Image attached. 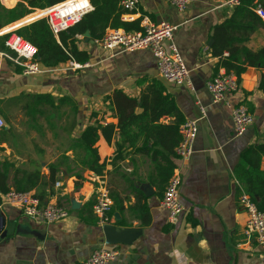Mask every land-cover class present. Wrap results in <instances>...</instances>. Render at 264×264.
Here are the masks:
<instances>
[{
    "label": "crops",
    "instance_id": "crops-1",
    "mask_svg": "<svg viewBox=\"0 0 264 264\" xmlns=\"http://www.w3.org/2000/svg\"><path fill=\"white\" fill-rule=\"evenodd\" d=\"M234 10L235 7L218 0H192L184 12L167 0H140L137 7L140 17L135 22H126L138 24L141 29V17L147 16L154 22L166 21L177 26L174 41L191 71L195 90L165 81L151 51H118L108 55L99 45L91 43L97 40L91 34L79 35L77 42L79 50L90 54L87 63L91 65L76 70L71 68L72 61L48 69L39 61L44 71L26 75L23 67L7 56L15 54L0 52V101L17 102L19 109L32 117L43 115L49 108L59 109L72 122L67 127L66 121L61 131L72 138H78L88 125L116 126L111 144L102 134L97 143L101 160L106 161L102 175L89 168L81 174L71 173L57 159L66 155L71 162L79 164V148L51 149L49 139L54 136L51 130L35 129L31 138L25 139L31 140L35 147L34 158L27 151L18 155L8 144L7 125L0 130V150L9 159L16 158L15 164L9 162L10 185L17 168L37 169L48 178L51 165L60 163L56 182L61 181L62 186L56 187V182L47 186L45 199L70 210L65 221L40 222L25 216L16 206L3 204L1 195L0 215L6 223L0 233V264H84L101 247L119 251L111 264H264L263 247L253 239L248 240L245 234L248 214L240 203L245 189L235 172L245 152L250 150L247 165L254 172L253 183L264 185V90L259 88L264 68L247 67L239 77L240 89L230 95L231 102L245 104L254 117L242 135L235 134L231 108L214 103L207 89L208 80L225 69L218 65L221 56L215 53L216 27L229 19ZM40 13L23 22L35 20L42 16ZM2 30L0 34L5 29ZM245 45L253 51L263 48L264 26L257 28ZM228 55L225 50L223 56ZM156 79L164 83L185 120L200 118L193 155L188 160L173 158L183 176L180 200L184 211L177 224L169 222L168 211L162 206L166 185L156 163L146 151L140 150L144 137L136 146L128 145L124 158L116 161L119 118L110 96L120 90L140 99ZM35 94H50L57 107L45 100L34 103L31 97ZM20 95L24 96L17 98ZM65 96L73 102L59 103ZM199 103L206 109L203 118ZM138 111H141L139 107ZM174 119L175 116H164L161 122ZM102 180L110 187L113 199L112 217L105 225L119 230L117 235L125 242L107 244L105 225L93 213L95 192ZM255 198L257 202L260 200L259 195Z\"/></svg>",
    "mask_w": 264,
    "mask_h": 264
},
{
    "label": "trees",
    "instance_id": "trees-1",
    "mask_svg": "<svg viewBox=\"0 0 264 264\" xmlns=\"http://www.w3.org/2000/svg\"><path fill=\"white\" fill-rule=\"evenodd\" d=\"M16 1L5 0L10 6H13ZM62 1L64 0H21L13 8H6L0 3V30L8 25H10L8 27L17 25L39 10H44L46 7ZM91 2L95 10L87 14L76 25L62 31L58 37L44 18L20 27L17 33L37 47V58L48 69L68 61L80 64L89 62L90 54L79 50L77 45L78 36L87 31L90 32L91 38L99 39L103 37L107 27L125 30L140 28L138 24L126 23L121 20L124 9L119 5L118 0H91ZM256 4L264 6V0H241L240 5L235 7L233 15L223 24L217 26L215 30V53L221 56L218 65L225 67L228 71L235 72L239 77L249 66L264 68V47L253 51L245 45L249 36L257 28L264 26L262 19L253 10ZM33 8L35 9L31 13ZM20 19V22H15ZM7 38L8 35L0 36V52L14 55L15 52L6 46ZM225 50L229 52L226 57L223 56ZM259 88L264 90V76L260 81ZM22 96L24 95L17 98ZM31 98L34 103L45 100L52 107L56 106L55 100L50 94H35ZM110 98L119 118L118 139L115 141L116 161L124 158V149L128 145L136 146L140 138L144 137L143 147L140 150L146 151L150 155L152 161L156 163L162 183L167 185L176 165L173 158L177 157L175 149L181 139L180 125L185 121L176 101L167 93L164 83L158 79L154 80L142 93L140 99L129 97L120 90L114 91ZM66 102L73 101L68 96L59 99L61 104ZM27 105L30 106L29 100ZM137 107L141 111L136 112ZM164 116H175V119L164 123L161 122V118ZM115 131L114 124L97 123L88 125L77 138V142L91 155V159L87 163L88 168L97 174H104L106 169V161L101 160L97 147L100 135L102 134L111 144ZM248 154H250V150L245 152L243 162H240L235 172L247 193L253 198L259 195L260 200L257 204L260 209L264 210V185L253 183L254 172L247 165ZM10 166V163L0 166V196L14 187L19 191L35 190L37 196L44 200L47 196V186L55 184L60 171V163L51 165L48 178L37 169L29 171L17 168L14 172L13 185H10ZM260 174H262L261 171ZM78 178L80 180L82 176L78 175ZM79 186V182L76 181V187Z\"/></svg>",
    "mask_w": 264,
    "mask_h": 264
},
{
    "label": "built area",
    "instance_id": "built-area-1",
    "mask_svg": "<svg viewBox=\"0 0 264 264\" xmlns=\"http://www.w3.org/2000/svg\"><path fill=\"white\" fill-rule=\"evenodd\" d=\"M21 0H18L20 2ZM124 9L121 20L135 22L140 17L137 7L140 0H118ZM180 12H184L192 0H167ZM221 4L236 7L241 0H218ZM0 3L8 7L3 0ZM46 14L27 23H21L13 30L0 34L8 35L6 46L15 52L14 56L7 55L16 65L23 67L26 75L42 73L43 67L37 58L38 49L30 41L25 39L17 30L39 19H46L53 33L58 35L79 23L87 14L95 10L91 0H64L44 9ZM254 12L264 20V6L256 4ZM33 12V11H32ZM31 14V13H30ZM141 29L125 30L122 28H108L102 38L94 41L108 55H114L118 51L149 50L157 58L160 76L168 83L183 86L195 90L191 80V71L185 63L179 48L174 41V32L177 26L166 22H154L147 16H142ZM90 63L80 64L72 62L74 70L90 66ZM239 76L226 68L213 76L207 82V89L214 103H224L231 108L235 125V134L242 135L249 125L254 122L253 114L245 104L231 102L230 95L240 89ZM202 118L206 116V109L199 103ZM200 118L186 119L180 125L181 139L175 149L177 157L188 160L194 153V144L199 133ZM6 126V121L0 115V130ZM181 169L176 166L166 185L162 198V206L168 211V220L171 224H177L184 211L180 200V187L182 184ZM61 181L56 182V187H61ZM2 203L16 206L23 214L31 219L54 223L68 219L70 210L58 202L42 200L33 191H19L11 188L2 195ZM242 208L248 214L245 234L248 240L253 239L264 249V210L258 207L257 201L247 192L240 196ZM113 199L110 187L105 181H101L95 192L93 213L97 216L101 225L108 224L111 220ZM119 255L116 249L101 247L94 251L84 264H111Z\"/></svg>",
    "mask_w": 264,
    "mask_h": 264
},
{
    "label": "rangeland",
    "instance_id": "rangeland-1",
    "mask_svg": "<svg viewBox=\"0 0 264 264\" xmlns=\"http://www.w3.org/2000/svg\"><path fill=\"white\" fill-rule=\"evenodd\" d=\"M16 3L13 6H10L8 4L9 6L8 7L5 6V7L13 8L17 5ZM34 9L35 8H33L32 11ZM37 13L39 14L40 12L38 11ZM45 14L46 13L44 12L40 13V15L42 16ZM21 19L15 22H20ZM19 24H17L15 27L13 26L8 27L10 26L8 25L6 28H4L5 29L4 33L13 30V28H16ZM71 68L73 67L71 66ZM0 106H2L0 115L4 117L7 125L5 131L9 137L8 144L16 150L18 155L24 154V151H27L29 157L34 158L36 154L35 147L31 143V140L27 142V140L25 139L28 138L30 139L35 129H39L40 131H45L48 129L54 132V136H52V138L49 139L50 141L49 146L51 149L53 150L58 149L64 151L65 149L72 146H74L75 148H79V157H80L79 158L80 160H78L79 164L77 162H71L66 155H61L57 160H61L62 164L64 163L65 166L69 168L71 173L76 172L77 174H81V172H83L86 168H88L87 163L91 159V155L84 147H82L77 142V138H72L71 135L63 134L61 129L63 125L66 124L65 122L68 121L69 119H67L65 115L62 116V112L59 111V109L57 110V109L49 108L47 112H45L43 115H40L39 117L33 115L32 117L25 115L24 112L19 109V104L17 102L9 101V100H1ZM63 118L67 120H63ZM71 123L72 122L68 121L67 127H70ZM0 133L2 132L0 131ZM15 159L16 158L13 157L9 159L7 156L3 154V151L0 150V166H2L4 163L13 162Z\"/></svg>",
    "mask_w": 264,
    "mask_h": 264
},
{
    "label": "water",
    "instance_id": "water-1",
    "mask_svg": "<svg viewBox=\"0 0 264 264\" xmlns=\"http://www.w3.org/2000/svg\"><path fill=\"white\" fill-rule=\"evenodd\" d=\"M89 34H90L89 31H87L85 33V35L88 36V37H89ZM93 42H94V40H91V43H93ZM73 205L75 206L74 203H73ZM5 223H6L5 222V218L0 215V233L2 232L3 228L5 227ZM124 231H122V233ZM104 232H105V242L107 244H114V243H118V242L124 241V240L120 239L121 237H118V235H117V233H119L120 231L117 230L112 225H105L104 226Z\"/></svg>",
    "mask_w": 264,
    "mask_h": 264
},
{
    "label": "bare ground",
    "instance_id": "bare-ground-1",
    "mask_svg": "<svg viewBox=\"0 0 264 264\" xmlns=\"http://www.w3.org/2000/svg\"><path fill=\"white\" fill-rule=\"evenodd\" d=\"M3 1H4L5 4H7V3L5 2V0H3ZM7 6H9V5L7 4Z\"/></svg>",
    "mask_w": 264,
    "mask_h": 264
}]
</instances>
